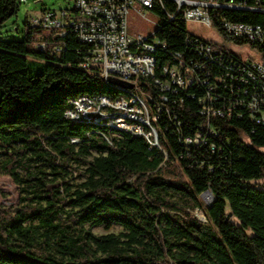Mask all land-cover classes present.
Returning a JSON list of instances; mask_svg holds the SVG:
<instances>
[{"label":"trees","instance_id":"obj_1","mask_svg":"<svg viewBox=\"0 0 264 264\" xmlns=\"http://www.w3.org/2000/svg\"><path fill=\"white\" fill-rule=\"evenodd\" d=\"M163 2L165 10L156 7V35L165 47L154 52L156 63L175 61L174 52L202 60L187 48L185 36L193 33L186 30V20L168 19L174 3ZM19 4L0 0V23ZM209 15L224 36L248 43L256 53L263 50L264 56V44L237 38L221 25L222 16L264 24V12L215 6ZM58 31L27 18L20 38H0V153L5 155L0 166L23 192L21 205L0 204V264H264V124L246 111L218 115L209 124L215 136L184 143L166 110L180 120L184 135L207 120L196 97L169 93L155 123L172 161H162L142 136L122 132L108 143L94 132L102 125L68 120L63 111L70 96L117 89L80 66L87 45L72 27L63 35ZM38 36L49 40L46 46H35ZM213 42L235 59L252 56ZM205 63L218 69L209 59ZM80 165L83 179L72 188L65 179L67 167ZM20 166L24 172L16 169ZM206 190L213 198L204 207L199 195ZM196 206L204 209L205 220L190 212ZM112 222L122 230H92Z\"/></svg>","mask_w":264,"mask_h":264},{"label":"built area","instance_id":"obj_2","mask_svg":"<svg viewBox=\"0 0 264 264\" xmlns=\"http://www.w3.org/2000/svg\"><path fill=\"white\" fill-rule=\"evenodd\" d=\"M22 1L18 0L19 3ZM171 1L174 11L167 12L168 19L178 15L184 20H199L209 26L212 25L209 9L215 6L264 12L260 0L252 4H247L245 0ZM157 6L166 9L163 0H73L72 6L42 8L38 15L28 17L31 24L58 27L60 35L66 33L67 27H72L76 37L87 45L81 55L80 66L117 89L110 93H79L68 97L64 117L71 121L102 125L94 132L108 143H113V139L121 136L122 132L142 136L150 148L158 149L162 161H172L173 157L167 139L159 137L155 122L164 109L162 102L168 100L169 93L184 92L187 96L196 97L198 112L207 120L193 134L184 135L180 132V120L166 110L167 120L174 125V133L184 143H205L210 134L215 136L210 118L218 115L235 113L241 116L246 111L250 117L264 124L263 50L247 59H235L213 40L187 33V48L203 55L204 60H186L179 52H174L175 61L165 60L159 65L154 52L159 47H165V41L156 35L160 17L155 21L156 27L147 34L129 33L127 29L130 10L147 19L149 12L159 15ZM221 25L237 38L264 44V24L222 16ZM48 42L44 36H38L34 44L44 47ZM205 59L215 62L218 69L208 67ZM142 82L152 85L153 91L144 89ZM207 126L210 128L206 132L204 129ZM90 133V130L86 131L87 135ZM78 140V137L71 138L73 142ZM210 148L214 150L215 145L210 143ZM190 212L205 220L202 207L196 206Z\"/></svg>","mask_w":264,"mask_h":264},{"label":"rangeland","instance_id":"obj_3","mask_svg":"<svg viewBox=\"0 0 264 264\" xmlns=\"http://www.w3.org/2000/svg\"><path fill=\"white\" fill-rule=\"evenodd\" d=\"M72 5L73 0H24L19 4V8L15 13L0 23V38H20L22 36L23 22L30 16L38 15L42 8L58 9ZM158 19L159 15L153 12H149L146 19L138 17L132 10H130L128 14V32H141L147 34L156 27L155 21ZM185 24L188 32L201 35L205 38H210L218 42H224L228 47L236 51L244 58L247 55H253L256 53V49L254 47L248 43L234 42L233 39L224 36L214 25L209 26L203 21L192 19L186 20ZM261 149L264 150V146H262ZM4 157L5 155L0 153V161H3ZM82 168L83 165L78 166V168L67 167L68 173L66 174L65 179L72 184V188L75 183H78L83 179V176L80 174ZM16 169L20 172H24V169L21 166ZM47 176L50 177V175ZM204 193L199 195V197L201 198L203 206L206 207L211 203L213 197L211 194V197L207 198L205 197L206 193ZM22 194L23 192H21L20 186L0 166V204L19 206L21 205L20 197ZM200 216L202 218L204 215L202 214ZM92 230L97 234L108 231L119 232L122 230V226L118 223L112 222L108 225H93Z\"/></svg>","mask_w":264,"mask_h":264},{"label":"bare ground","instance_id":"obj_4","mask_svg":"<svg viewBox=\"0 0 264 264\" xmlns=\"http://www.w3.org/2000/svg\"><path fill=\"white\" fill-rule=\"evenodd\" d=\"M205 193H204L205 194V197H207V198H210L211 197V192L210 191H206Z\"/></svg>","mask_w":264,"mask_h":264},{"label":"water","instance_id":"obj_5","mask_svg":"<svg viewBox=\"0 0 264 264\" xmlns=\"http://www.w3.org/2000/svg\"><path fill=\"white\" fill-rule=\"evenodd\" d=\"M207 191V190H206ZM210 192H211V190H210ZM212 194V193H211ZM209 206V205H208ZM227 217H230L231 216V212L229 211L228 213H227V215H226Z\"/></svg>","mask_w":264,"mask_h":264},{"label":"crops","instance_id":"obj_6","mask_svg":"<svg viewBox=\"0 0 264 264\" xmlns=\"http://www.w3.org/2000/svg\"><path fill=\"white\" fill-rule=\"evenodd\" d=\"M262 181L264 182V178H262Z\"/></svg>","mask_w":264,"mask_h":264}]
</instances>
